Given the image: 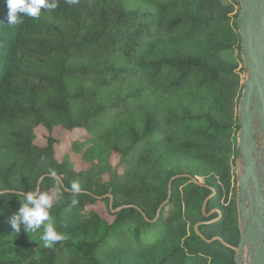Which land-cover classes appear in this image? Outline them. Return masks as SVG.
<instances>
[{
	"label": "trees",
	"instance_id": "trees-1",
	"mask_svg": "<svg viewBox=\"0 0 264 264\" xmlns=\"http://www.w3.org/2000/svg\"><path fill=\"white\" fill-rule=\"evenodd\" d=\"M56 2L0 0V264H236L239 5ZM37 187L50 248L10 225Z\"/></svg>",
	"mask_w": 264,
	"mask_h": 264
},
{
	"label": "water",
	"instance_id": "water-1",
	"mask_svg": "<svg viewBox=\"0 0 264 264\" xmlns=\"http://www.w3.org/2000/svg\"><path fill=\"white\" fill-rule=\"evenodd\" d=\"M240 10L237 28L240 36V56L243 59L247 78L239 107L240 126L238 149L243 152V162L248 175L239 180L243 186L246 202L238 204L239 220L243 224L239 245L234 248V259L239 262L245 241L252 238L254 259L252 264H264V175L260 181L254 163V121L257 118L264 141V0H234ZM256 110L253 112V102ZM171 185H169V190ZM205 205L203 206V210ZM254 235V236H253ZM248 245V247H249ZM250 248V247H249Z\"/></svg>",
	"mask_w": 264,
	"mask_h": 264
},
{
	"label": "clouds",
	"instance_id": "clouds-1",
	"mask_svg": "<svg viewBox=\"0 0 264 264\" xmlns=\"http://www.w3.org/2000/svg\"><path fill=\"white\" fill-rule=\"evenodd\" d=\"M69 3L73 0H68ZM7 12V24L14 25L22 19L23 16L32 18L39 17L41 10H55L58 6L56 0H4ZM70 190L73 193L81 191L79 181L71 183ZM19 199L22 206L18 213L14 214L10 220L11 227L15 232L19 233L21 228L26 233L27 231L35 232L44 226L43 235L40 239L44 242V247L50 248L55 243L64 239L63 234L59 233L50 221V210L52 208V196L47 191H40L34 188L30 191L19 192ZM60 189L57 188L59 195ZM78 200L73 198L71 206L77 205Z\"/></svg>",
	"mask_w": 264,
	"mask_h": 264
},
{
	"label": "rangeland",
	"instance_id": "rangeland-1",
	"mask_svg": "<svg viewBox=\"0 0 264 264\" xmlns=\"http://www.w3.org/2000/svg\"><path fill=\"white\" fill-rule=\"evenodd\" d=\"M242 78H243V80H246V78H247L246 69L242 75ZM254 124H255V126L259 125V121L257 120V118L255 119ZM254 142H255L256 151L258 153L261 152L263 157H264V141H263V135L261 132H259V134L257 133V135L254 136ZM240 161H241V155L238 157L233 170H234V174H235V182H236V187H237V202H238V204H243L244 200L241 199V193L243 190H242V187L240 189V187L238 185L239 180H240L241 176L243 175L242 164ZM239 226H240V230H242L243 224L240 222V220H239ZM245 244L246 245H244L243 251H242L240 259H239V262L241 264H249V262H251V258L253 256V251H250V249L248 247V243L246 241H245Z\"/></svg>",
	"mask_w": 264,
	"mask_h": 264
},
{
	"label": "bare ground",
	"instance_id": "bare-ground-1",
	"mask_svg": "<svg viewBox=\"0 0 264 264\" xmlns=\"http://www.w3.org/2000/svg\"><path fill=\"white\" fill-rule=\"evenodd\" d=\"M256 110V100H254L253 102V112ZM255 122V121H254ZM257 126V125H256ZM255 126V124H253V127H254V136L257 135V133L259 134V132H261V128H260V125H258L257 127ZM253 149H254V163H255V166H256V171H257V176L259 178V180L261 181L262 178H263V175H264V157L262 155V153H258L256 151V147H255V142L253 144ZM242 154L244 152V149L242 148L241 150ZM241 154V164H242V169H243V175L241 177L245 178L247 175H248V169L247 167L244 165V162H243V155ZM242 193H241V199L244 200V203L246 202V194H245V190L242 186ZM254 236V235H253ZM263 236H264V217H263ZM252 238H249L248 240H246V242L248 243H252ZM249 245V244H248ZM249 249L250 251H253L255 252L254 247L251 245H249ZM253 259H254V255L252 256L251 258V262H249V264H252L253 263Z\"/></svg>",
	"mask_w": 264,
	"mask_h": 264
}]
</instances>
